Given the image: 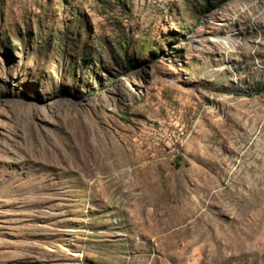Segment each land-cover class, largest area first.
<instances>
[{
    "label": "rangeland",
    "instance_id": "374dc122",
    "mask_svg": "<svg viewBox=\"0 0 264 264\" xmlns=\"http://www.w3.org/2000/svg\"><path fill=\"white\" fill-rule=\"evenodd\" d=\"M256 89L264 0H0V264H264Z\"/></svg>",
    "mask_w": 264,
    "mask_h": 264
},
{
    "label": "bare ground",
    "instance_id": "6f19581e",
    "mask_svg": "<svg viewBox=\"0 0 264 264\" xmlns=\"http://www.w3.org/2000/svg\"><path fill=\"white\" fill-rule=\"evenodd\" d=\"M220 38V37H219ZM222 43L226 47H234V43L232 42V39L228 36H224L222 39Z\"/></svg>",
    "mask_w": 264,
    "mask_h": 264
},
{
    "label": "trees",
    "instance_id": "16d2710c",
    "mask_svg": "<svg viewBox=\"0 0 264 264\" xmlns=\"http://www.w3.org/2000/svg\"><path fill=\"white\" fill-rule=\"evenodd\" d=\"M225 1H228V0H221V3L225 2ZM209 7H207L206 9L203 10V13H207L209 11ZM262 90L264 89H256L254 90L251 95H255V94H259L260 92H262Z\"/></svg>",
    "mask_w": 264,
    "mask_h": 264
}]
</instances>
